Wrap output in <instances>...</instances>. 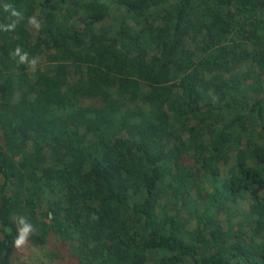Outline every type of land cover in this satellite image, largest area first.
Listing matches in <instances>:
<instances>
[{"label":"trees","instance_id":"16d2710c","mask_svg":"<svg viewBox=\"0 0 264 264\" xmlns=\"http://www.w3.org/2000/svg\"><path fill=\"white\" fill-rule=\"evenodd\" d=\"M0 176V264H264V0H0Z\"/></svg>","mask_w":264,"mask_h":264},{"label":"rangeland","instance_id":"374dc122","mask_svg":"<svg viewBox=\"0 0 264 264\" xmlns=\"http://www.w3.org/2000/svg\"><path fill=\"white\" fill-rule=\"evenodd\" d=\"M34 32L35 27L33 28V34H35ZM46 61V56L43 55L39 57L36 66L46 67ZM31 69L34 68L31 66ZM1 182L2 178L0 176V184ZM240 206L241 211H244L248 208V202L246 204L240 202ZM47 224L50 225L49 221H47ZM12 260L13 264H78L75 259L66 253V249L55 237H51L45 245L38 244L36 240L27 239L23 246L17 247Z\"/></svg>","mask_w":264,"mask_h":264},{"label":"clouds","instance_id":"9594fccd","mask_svg":"<svg viewBox=\"0 0 264 264\" xmlns=\"http://www.w3.org/2000/svg\"><path fill=\"white\" fill-rule=\"evenodd\" d=\"M12 15L13 16H17L19 17L21 14L15 10L12 11ZM29 23L32 24L34 27H39V24L36 20L35 17H32L30 18L29 20ZM15 27V23H13L12 25H8L5 27V30H11V29H14ZM14 55H17L19 56V63H28L30 64L33 68L35 67V65L37 64V59L36 58H32L30 61H29V58H28V54L25 52V53H21V49L19 47H17V49L15 50V53ZM33 225L31 223H29L25 218H20L19 220V224H18V237L17 239L15 240V245L16 247H21L23 246L27 239H28V236L30 233L33 232Z\"/></svg>","mask_w":264,"mask_h":264}]
</instances>
